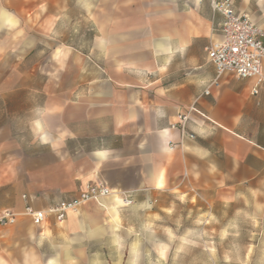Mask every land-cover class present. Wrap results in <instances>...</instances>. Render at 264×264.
I'll return each mask as SVG.
<instances>
[{"label":"crops","instance_id":"0c3cea01","mask_svg":"<svg viewBox=\"0 0 264 264\" xmlns=\"http://www.w3.org/2000/svg\"><path fill=\"white\" fill-rule=\"evenodd\" d=\"M232 1L236 13L263 23L264 0ZM33 4L0 0V72L18 66L7 58L24 48L22 23L38 35L54 33L55 7L46 12ZM87 19L90 42L49 46L47 88L34 105L36 139L21 140L0 120V210L19 214L15 224L0 226V264L50 261L43 248L55 247L63 222L74 231L85 222L103 224L106 214L122 221L118 207L131 205L163 212L167 193L264 202V95L250 93L252 79L216 76L206 47L221 40L222 16L209 0H102ZM4 74L0 84H18ZM14 96L23 101L3 95ZM19 111L22 102L16 117ZM180 113L194 138L182 139L170 126ZM98 181L113 192L101 204L86 202L62 221L50 216L36 224L23 215L27 206L46 209ZM124 191L131 205L123 204Z\"/></svg>","mask_w":264,"mask_h":264},{"label":"rangeland","instance_id":"374dc122","mask_svg":"<svg viewBox=\"0 0 264 264\" xmlns=\"http://www.w3.org/2000/svg\"><path fill=\"white\" fill-rule=\"evenodd\" d=\"M32 2L36 10L48 12L55 7L58 22L54 33L38 35L32 26L27 28L22 23L24 48L7 58L9 66H18L0 72V76L8 74L10 81H19L0 84V120L8 122L14 135L25 142L36 139L34 105L47 88L49 46L66 41L80 47L90 42L93 31L88 14L102 0ZM81 29L88 31L81 36ZM47 30L45 25L42 31ZM33 45L38 47L29 52ZM60 55L57 49V67ZM9 93L18 94L23 101L15 96L3 97ZM21 102L23 111L16 117ZM162 199L168 208L163 212L147 213L139 208L142 206L131 205L127 210L118 207L122 221L106 214L103 224L92 228L85 222L74 231L63 222L54 233L55 247L43 248V255H50L51 260H41L40 264H264L263 201L246 197L224 202L200 194L178 193H167Z\"/></svg>","mask_w":264,"mask_h":264},{"label":"built area","instance_id":"2783aa9c","mask_svg":"<svg viewBox=\"0 0 264 264\" xmlns=\"http://www.w3.org/2000/svg\"><path fill=\"white\" fill-rule=\"evenodd\" d=\"M211 9L221 14L222 20L219 31L221 40L211 42L206 47L207 59L216 70L218 77L229 71L239 78L252 79L250 93L253 96L264 95V21L254 23L245 13H236L232 0H209ZM217 79L212 80L203 90L208 94L211 85H216ZM191 109H194L193 107ZM187 114H178L177 121L170 124L180 130L181 138H194L187 130ZM113 192L102 182L87 183L74 198L50 206L43 210H35L27 206L23 215L29 216L36 224L50 216L57 221L65 219L68 212L76 211L86 202L101 204L102 199ZM125 206L131 205L133 199L129 192H120ZM18 213L9 209L0 210V226L15 224Z\"/></svg>","mask_w":264,"mask_h":264}]
</instances>
